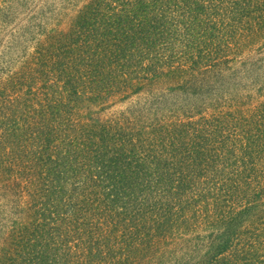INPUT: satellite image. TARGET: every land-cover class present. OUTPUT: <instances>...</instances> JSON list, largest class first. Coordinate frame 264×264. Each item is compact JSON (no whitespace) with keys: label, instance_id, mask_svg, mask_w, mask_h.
I'll return each instance as SVG.
<instances>
[{"label":"trees","instance_id":"1","mask_svg":"<svg viewBox=\"0 0 264 264\" xmlns=\"http://www.w3.org/2000/svg\"><path fill=\"white\" fill-rule=\"evenodd\" d=\"M259 2L87 0L37 41L0 83V264H264Z\"/></svg>","mask_w":264,"mask_h":264},{"label":"rangeland","instance_id":"2","mask_svg":"<svg viewBox=\"0 0 264 264\" xmlns=\"http://www.w3.org/2000/svg\"><path fill=\"white\" fill-rule=\"evenodd\" d=\"M87 0H0V83L22 72H28L29 59H34L35 44L44 39L50 31L68 32L72 19ZM264 8V0H260ZM235 68L239 79V92L254 93L260 89L264 93V36L251 47L242 49ZM36 59V58H35ZM28 61V62H27ZM256 81V83H255ZM260 87V88H259ZM252 95V94H251ZM108 109L99 114L102 118L118 115L130 108L131 103L111 99ZM97 110V107H91ZM12 211L0 196V240L6 232L8 217L19 221L23 213ZM5 222V223H3Z\"/></svg>","mask_w":264,"mask_h":264}]
</instances>
